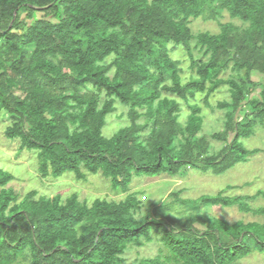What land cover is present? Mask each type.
Listing matches in <instances>:
<instances>
[{
    "label": "trees",
    "instance_id": "obj_1",
    "mask_svg": "<svg viewBox=\"0 0 264 264\" xmlns=\"http://www.w3.org/2000/svg\"><path fill=\"white\" fill-rule=\"evenodd\" d=\"M224 11L241 24L191 29V19L219 22ZM178 47L189 76L172 56ZM221 87L229 99L212 104ZM200 98L227 117L211 138L222 143L216 151L201 134ZM116 104L128 107L131 124L107 137ZM0 112L6 137L37 152L42 177L100 172L125 193L90 203L22 195L0 168V264H127L128 248L153 241V232L164 248L138 264H233L264 253V222L168 228L139 214L142 200L130 191L134 176L183 175L192 163L223 173L252 153L241 139L264 123V0H0Z\"/></svg>",
    "mask_w": 264,
    "mask_h": 264
},
{
    "label": "rangeland",
    "instance_id": "obj_2",
    "mask_svg": "<svg viewBox=\"0 0 264 264\" xmlns=\"http://www.w3.org/2000/svg\"><path fill=\"white\" fill-rule=\"evenodd\" d=\"M231 20L241 24L237 18H232L227 11H224L219 22L213 18L201 16L191 19L190 27L194 33L209 31L215 34L220 31V23ZM172 56L183 60L185 68L183 76H189L191 71L187 66L189 58L185 49L176 48ZM259 77L256 74L253 79L259 80ZM227 98L229 99L227 87H221L220 92L210 98V102L215 104L217 100ZM198 103L206 115L201 134L211 140L212 148L216 151L221 148L222 143L211 138L215 132L221 133L225 129L227 117L224 115V110L217 109L213 112L201 98ZM116 106V110L108 115L107 123L103 128V133L107 137H111L120 128L131 124L127 116L128 107L121 104ZM187 112L186 110L185 116H180L181 122L187 119ZM1 114L2 112H0V168L14 175L9 186L14 187L20 194L23 195L34 189L39 194L51 197L57 193H61L64 197L77 194L79 199L86 198L89 203L98 196L117 200L125 194L114 193L110 179L100 172L86 173L85 179L77 178L74 173H66L58 179L42 177L38 170L37 152L20 150L19 140H10L6 137L5 128L9 122L7 117ZM138 121L143 123L144 118ZM147 131L148 129L143 132L146 134ZM241 143L252 153L223 173L215 172L217 166L214 164L192 163L183 175L134 176L130 191L138 192V197L142 200V209L139 214H146L149 220L160 219V223L174 229L192 221L199 226L214 224L220 231H224L226 225L231 228L237 225L242 227L253 221L262 224L264 212L260 210H264V123H257L251 135L242 138ZM209 153H212V150ZM219 166L223 167L224 162L219 163ZM174 192H179L181 199L176 198L173 195ZM226 199L235 203L225 206ZM155 234V232L152 233L153 241L147 242L144 246L128 248L124 255L127 264H138L141 258L159 254L160 248H164L159 241L162 234H156V236ZM233 264H264V253L254 251Z\"/></svg>",
    "mask_w": 264,
    "mask_h": 264
},
{
    "label": "water",
    "instance_id": "obj_3",
    "mask_svg": "<svg viewBox=\"0 0 264 264\" xmlns=\"http://www.w3.org/2000/svg\"><path fill=\"white\" fill-rule=\"evenodd\" d=\"M16 14H17V10L14 12V18H13V20L15 19Z\"/></svg>",
    "mask_w": 264,
    "mask_h": 264
}]
</instances>
